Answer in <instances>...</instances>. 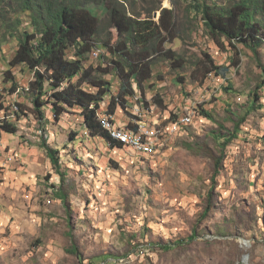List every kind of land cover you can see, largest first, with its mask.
I'll use <instances>...</instances> for the list:
<instances>
[{"label": "rangeland", "instance_id": "1", "mask_svg": "<svg viewBox=\"0 0 264 264\" xmlns=\"http://www.w3.org/2000/svg\"><path fill=\"white\" fill-rule=\"evenodd\" d=\"M131 1L128 11L133 7L154 20L156 8L173 9L171 33L177 37L164 48L181 56L185 66L155 60L153 78H164L157 89L162 105L148 91V108L135 98L130 108L99 114L102 127L113 118V127L128 138L139 136V146L124 143V149L90 136L78 109L56 119L48 105L40 120L19 89L0 92V104L10 112L17 102L27 110L19 120L8 118L19 131L0 137V264H264V86L257 107L249 110L251 93L264 80V45L257 54L244 45L236 50L226 42L218 45L188 7L193 0ZM15 46L9 39L0 50V88L7 87L2 77ZM204 52L216 65L230 67L226 81L210 75L200 85L193 79L208 63ZM98 62L89 56L86 66ZM13 72L19 87L29 86L32 72L21 66ZM106 78L117 93L115 77ZM205 102L214 121L198 113ZM107 104L108 99L101 102L103 112ZM171 112L177 118L170 119ZM43 139L58 149L64 180ZM216 166L220 171L213 178ZM60 187L63 200L55 195Z\"/></svg>", "mask_w": 264, "mask_h": 264}, {"label": "trees", "instance_id": "2", "mask_svg": "<svg viewBox=\"0 0 264 264\" xmlns=\"http://www.w3.org/2000/svg\"><path fill=\"white\" fill-rule=\"evenodd\" d=\"M193 1L188 7L201 16L209 37L218 45L223 46L226 42L234 50L238 45H244L254 54L264 45V0H230L228 4H219L216 0ZM171 2L174 3V0ZM129 3L133 2L0 0V50L9 39L16 41L12 57L8 60L2 77V82L9 89L0 88V92L8 90L14 93L19 89L18 93L33 103L32 107L28 108L29 112L40 120L45 119L44 109L48 105L51 106L56 119L69 109H78L90 136L101 138L112 149H122L124 143L113 138L110 132L102 127L99 114L114 115L118 106L130 108V103L132 104L135 98L141 107L148 108V102L145 100L148 91L151 92L153 100L162 105L163 101L157 89L164 78H161V75L155 76L157 80L153 78L155 60L162 57L170 60L174 68L185 66V60L181 56L171 49L164 48L170 37H177L171 33L177 19L174 11L161 9L159 20L155 22L149 12L146 17H142V14H136L133 7L128 11ZM158 9L160 7L156 8ZM8 12L12 14L8 16ZM112 33L116 36L115 41ZM165 34L170 35L168 37ZM94 48L102 51L98 65L86 66ZM204 55L208 63L204 64L201 76L193 74V79H200V85L204 84L210 75L222 77L226 81L230 67L218 66L207 52H204ZM234 65L238 66L239 62H234ZM17 66L33 74V80L26 89L19 87L18 78L13 72ZM262 71L264 73V67ZM107 75H112L119 83L117 93L113 92V82L106 78ZM74 78H77L76 82L73 81ZM178 79L181 82L185 80L184 76H179ZM133 83L136 84L139 94L135 91ZM263 86L264 80L257 84L251 93L252 103L249 110L257 107L258 91ZM0 97L3 96L0 94ZM106 97H109V105L107 104L103 112L101 102ZM207 105L208 102L200 104L198 113L201 117L214 121V115ZM258 106L261 107V104ZM0 107L5 111V116L0 117V137L2 133L16 134L19 131L17 123L8 118L13 114L16 120H19L26 115L24 111L27 110L23 108L25 104L17 102V109L13 112H10V106L3 103ZM172 115L170 119L178 116L176 113ZM245 119L243 116L235 123L232 137L237 136L239 125L245 122ZM128 125L137 127L132 123ZM211 134L217 139L224 138L214 131H211ZM74 135L77 133H73ZM228 141L229 138L225 140ZM42 147L45 148L54 169L64 180L66 173L60 170L58 149L50 147L45 139L42 141ZM216 163L218 165L219 160ZM215 168L213 178L220 171L218 166ZM55 195L62 200L66 198L61 187ZM206 212L207 209L204 213ZM73 249L76 250V247ZM99 262L95 261V264Z\"/></svg>", "mask_w": 264, "mask_h": 264}, {"label": "bare ground", "instance_id": "3", "mask_svg": "<svg viewBox=\"0 0 264 264\" xmlns=\"http://www.w3.org/2000/svg\"><path fill=\"white\" fill-rule=\"evenodd\" d=\"M103 127L106 128L108 131H111L110 133L113 138H116L123 143H132V144H135L136 146H139V136L138 135H136L134 138H131V137L128 138L125 132L113 127L112 121L108 120L107 123L103 125Z\"/></svg>", "mask_w": 264, "mask_h": 264}, {"label": "clouds", "instance_id": "4", "mask_svg": "<svg viewBox=\"0 0 264 264\" xmlns=\"http://www.w3.org/2000/svg\"><path fill=\"white\" fill-rule=\"evenodd\" d=\"M171 1V0H170ZM172 3V2H171ZM163 8H166V7H163ZM163 8H161L160 7V9H158V10H156L155 12H154V16L155 17H158V20H159V17H160V14H161V9H163ZM168 9H170V8H168ZM173 10V9H172ZM156 13V14H155ZM153 18V17H152ZM154 20V19H153ZM158 20H154L155 22H158ZM100 50L99 49H97V48H94L93 49V51L90 53V55L89 56H91V58H93V59H99V55H100ZM94 53H96V55H94ZM72 57V56H71ZM32 80H33V78H32ZM31 81V80H30ZM224 81V80H223ZM133 87H134V89H135V91L139 94V90L136 88V84L135 83H133ZM118 88V87H117ZM106 99H109V97H106L103 101H106ZM129 108V107H128ZM171 114V116H173L172 114H174L173 112H171L170 113ZM175 117V116H174ZM205 120H207L206 118H204ZM130 123V122H129ZM10 134V133H9ZM13 135V134H12ZM123 148V147H122ZM124 149V148H123Z\"/></svg>", "mask_w": 264, "mask_h": 264}, {"label": "built area", "instance_id": "5", "mask_svg": "<svg viewBox=\"0 0 264 264\" xmlns=\"http://www.w3.org/2000/svg\"><path fill=\"white\" fill-rule=\"evenodd\" d=\"M141 127V125H139ZM150 134V133H149Z\"/></svg>", "mask_w": 264, "mask_h": 264}, {"label": "water", "instance_id": "6", "mask_svg": "<svg viewBox=\"0 0 264 264\" xmlns=\"http://www.w3.org/2000/svg\"><path fill=\"white\" fill-rule=\"evenodd\" d=\"M156 14V13H155Z\"/></svg>", "mask_w": 264, "mask_h": 264}]
</instances>
